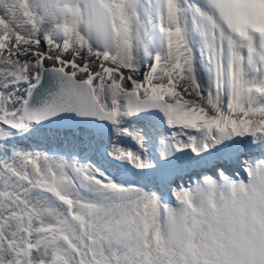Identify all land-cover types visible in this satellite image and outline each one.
<instances>
[{"label":"snow or ice","instance_id":"obj_1","mask_svg":"<svg viewBox=\"0 0 264 264\" xmlns=\"http://www.w3.org/2000/svg\"><path fill=\"white\" fill-rule=\"evenodd\" d=\"M142 115L168 129V202L24 145L45 124L92 144L106 123L108 156L155 171ZM220 146L246 180L217 163L172 186L178 153ZM0 264H264V0H0Z\"/></svg>","mask_w":264,"mask_h":264},{"label":"bare ground","instance_id":"obj_2","mask_svg":"<svg viewBox=\"0 0 264 264\" xmlns=\"http://www.w3.org/2000/svg\"><path fill=\"white\" fill-rule=\"evenodd\" d=\"M140 118L148 120V122H147L148 124L146 125V127H147V129L149 128L151 131H153V130H152L150 124H153V125L155 124V125H158L159 127H162V128L166 129V127L163 124V120L162 119H157L156 117L148 116V115H142ZM152 122H155V123H152ZM155 125H154V127H155ZM99 130H101V129H99ZM107 131H108V133H106V136H104V135L101 136L100 135V137L98 139L99 140H104L110 146V139H111L110 125H109V128H108ZM52 138H54L53 146L58 151H60L61 147H63V145H64V147L66 149L68 148V150H66L67 152L68 151H75V152H78L77 154H79L81 156H83L81 151H83L84 153H88L89 152V149H88L86 143H82L79 139H73L72 138V132H70L69 134L68 133L60 134V135L56 134V136H54ZM127 141L131 143L130 144V143L127 142L129 144L127 146L130 147V149H132L131 145H134L133 146L134 149H132V150H136L137 146L135 145V143L132 142L130 139H128ZM154 141L155 140L150 138V142H149V145H148L149 154H150V157H151L152 161L154 160V163L157 165L158 169L159 168L161 169V174H162L163 172H165L169 168L173 167V165H171L169 163H165V162H163V161H161L159 159L158 153L155 152ZM123 142H125V138L121 139V143H123ZM94 144L96 146L98 145V143H96V142H94ZM123 145H125V144H121L122 147H126V145L125 146H123ZM74 146L76 148H79L81 151L79 152V151L74 150L72 148ZM236 151H237V149L235 147L225 148L224 146H220V148L218 150L217 149L213 150V154L212 155L205 154L202 160H200V158H193V160L195 161L194 163H192L193 161H189L187 159L188 156L193 157L190 152L189 153H180L179 155L177 154L175 160H176L177 163L180 161L179 164L185 166L184 171L180 173V176H182L183 174H190V173L191 174L192 173L195 174L196 172H199V171H201L203 169H207V168L209 169L212 166H215L217 163L220 166H230V167L231 166H235L236 163H237V159L235 157L232 158V159H222L221 157H223L225 153H229V152L235 153ZM95 153H96V156L99 158V160L104 161V163L101 165L102 168L107 169L108 168L107 167L108 162L106 160H109V158H107L106 160H103L102 159L103 157L101 158V155H100L99 151H97ZM183 154H185L187 158L186 157L183 158L182 157ZM71 159H72V157H71ZM110 159H112V158H110ZM197 161H199V162H197ZM117 168H118L119 172L121 171V173L124 174L125 177H127L129 179L130 178H135V179L139 180L138 183H130V184H135L138 187H140V186L147 187V188L149 187V189L154 191L158 196L162 195V197H163V195L167 196L169 191H170L169 188H167L166 186H163L160 182H158L157 177H156V174L158 173L157 170H155V171H153V170L137 171L136 169H131L132 168L131 165L128 168L125 167L124 165H119V166L115 167V169H117ZM188 177H189V175H188ZM176 182H178L177 179H175L173 181V184L176 183ZM154 184H155V186H153Z\"/></svg>","mask_w":264,"mask_h":264},{"label":"rangeland","instance_id":"obj_3","mask_svg":"<svg viewBox=\"0 0 264 264\" xmlns=\"http://www.w3.org/2000/svg\"><path fill=\"white\" fill-rule=\"evenodd\" d=\"M134 119V120H133ZM142 118H132V119H130L129 121H128V123L130 124V125H134V126H136L137 128H144L145 129V132H144V134L146 135V136H148L149 138H151V139H153V140H155L157 137H159L161 134H163V135H167L168 134V129H165V128H162V127H159L158 125H155V127H154V125L153 124H150V126H151V128H152V130L153 131H151L149 128L147 129V127H146V125L145 124H143L142 123ZM151 123V122H150ZM152 123H155V122H152ZM108 128H109V125L106 127V128H104V129H102V130H100V132H101V136H106V133H108ZM150 130V131H149ZM150 132V133H149ZM150 134V135H149ZM128 139L127 138H125V142H123V143H121V144H125L126 145V147L127 148H130V147H128L127 145H129L128 143H130V142H128L127 141ZM96 143H98V145H97V148H99L98 150H99V152L103 155V156H101V158L103 159V160H106L107 158H111L110 156H108L107 155V152L106 151H104V149H110V146L104 141V140H98V141H95ZM100 142V143H99ZM128 142V143H127ZM133 142V141H132ZM103 144V145H102ZM131 144V143H130ZM24 145L25 146H28L29 148H33V149H36V150H38V151H42V152H48V153H63L64 155H65V157L67 158V159H69V160H71V157H73V156H76L78 159H79V161L81 162V163H92V164H94V165H96L98 168H100L101 170H104V172L106 173V174H108V175H110L113 179H115L116 181H118V182H120V183H128V184H130V183H136V182H133L134 180H138V179H135V178H127V177H125L124 176V174H122L121 173V171L119 172V170H118V168H117V173L116 174H114L113 173V167H112V165H110L109 163L107 164V169H104V168H102V164L100 163H96L95 161H92L89 157H87V156H85L84 157V155L83 156H81V155H79V154H77L78 152H75V151H66V150H68V148L67 149H63V147H64V145H63V147L61 148V150L60 151H58L56 148H54V149H47V148H45L44 146H38V145H35L33 142H32V140L30 139V138H28L27 139V141L25 140L24 141ZM125 145H123V146H125ZM134 145H131V147H132V149H134V147H133ZM58 148V147H57ZM65 151V152H64ZM80 152V151H79ZM81 152H83V151H81ZM71 154V155H70ZM180 153H178V155H179ZM182 157L184 158V157H186V155L185 154H183L182 155ZM187 158V157H186ZM247 157L246 156H243V155H240L238 158H236L237 159V163H236V165L235 166H229L231 169H232V172L230 173V172H227V174L230 176V177H232L233 179H237V178H240V179H244V180H246L247 179V177H246V175H245V173H244V171H243V168H242V166H241V161H243L244 159H246ZM150 159H151V157H150ZM189 161H193L192 163H194L195 161L193 160V157H191V156H188V158H187ZM192 159V160H191ZM152 160V159H151ZM153 162H154V160H153ZM180 162V161H179ZM179 162H178V164H179ZM228 167V166H227ZM131 169H134V168H131ZM214 169H215V167H214ZM214 169H213V171H212V169L211 170H209V169H203V170H201V171H199V172H197V173H190V174H183L182 176H180L181 178H178L177 179V181L178 182H176V183H174L173 184V187L174 186H176V184H184V185H187L188 183H190L191 181L188 179V175H189V177H191V180H196L198 177H200L203 173H207L208 175H215V172H214ZM113 174H112V173ZM118 177H117V176ZM120 177V178H119ZM133 179V180H132ZM140 187H143V186H140ZM149 188V187H148ZM170 190V189H169ZM160 196V195H159ZM170 196V191H169V193H168V195L165 197V195H163V198H164V202H168V197ZM161 197H162V195H161ZM170 203L171 204H174L175 203V201H170Z\"/></svg>","mask_w":264,"mask_h":264},{"label":"water","instance_id":"obj_4","mask_svg":"<svg viewBox=\"0 0 264 264\" xmlns=\"http://www.w3.org/2000/svg\"><path fill=\"white\" fill-rule=\"evenodd\" d=\"M142 123L147 125L148 123V120L146 119H142ZM108 126V124L106 123H100V122H97L95 124V127L97 129H104ZM71 130H64L63 132H61L60 129L58 128H55V127H52L48 124H45L44 126H37L36 127V131L32 134H30L29 138L32 140V142L35 144V145H38V146H44L45 148L47 149H54V146H53V141H54V136H56V134L60 135V134H66V133H70ZM49 133H51V135H49ZM99 140L98 138L94 140L97 141ZM27 141V140H26ZM94 142L92 144H87V147L89 149V152L88 153H84L82 152V154L84 156H87L91 159H93L96 163H99L100 164V160L99 158L96 156V153L98 150L97 146L94 144ZM74 150L76 151H81L79 148H76L75 146L72 147ZM101 156H103L101 153H100ZM111 165L113 167V173L116 174L117 173V169H115L116 166H119V165H124L125 167H129L130 165L128 164H125V163H121V162H118V161H115L113 159H111ZM102 163V162H101ZM161 175V169L159 168L158 169V173L156 174V177H159ZM139 180H134L133 182H138Z\"/></svg>","mask_w":264,"mask_h":264}]
</instances>
